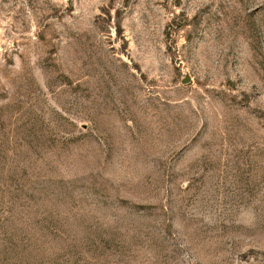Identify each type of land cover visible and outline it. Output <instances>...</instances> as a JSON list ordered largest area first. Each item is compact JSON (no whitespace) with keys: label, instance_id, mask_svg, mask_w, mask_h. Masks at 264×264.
Masks as SVG:
<instances>
[{"label":"rangeland","instance_id":"rangeland-1","mask_svg":"<svg viewBox=\"0 0 264 264\" xmlns=\"http://www.w3.org/2000/svg\"><path fill=\"white\" fill-rule=\"evenodd\" d=\"M0 264H264V0H0Z\"/></svg>","mask_w":264,"mask_h":264},{"label":"water","instance_id":"water-1","mask_svg":"<svg viewBox=\"0 0 264 264\" xmlns=\"http://www.w3.org/2000/svg\"><path fill=\"white\" fill-rule=\"evenodd\" d=\"M188 81V79H185V80H183V83H185V82H187Z\"/></svg>","mask_w":264,"mask_h":264}]
</instances>
